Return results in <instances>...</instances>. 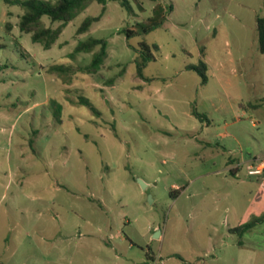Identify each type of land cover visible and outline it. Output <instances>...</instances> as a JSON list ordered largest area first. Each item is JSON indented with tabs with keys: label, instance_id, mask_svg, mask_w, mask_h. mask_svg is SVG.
I'll return each mask as SVG.
<instances>
[{
	"label": "rangeland",
	"instance_id": "rangeland-1",
	"mask_svg": "<svg viewBox=\"0 0 264 264\" xmlns=\"http://www.w3.org/2000/svg\"><path fill=\"white\" fill-rule=\"evenodd\" d=\"M22 12L0 0V262L264 264V0L93 1L49 49ZM90 37L97 73L48 71Z\"/></svg>",
	"mask_w": 264,
	"mask_h": 264
},
{
	"label": "trees",
	"instance_id": "trees-1",
	"mask_svg": "<svg viewBox=\"0 0 264 264\" xmlns=\"http://www.w3.org/2000/svg\"><path fill=\"white\" fill-rule=\"evenodd\" d=\"M93 1L103 4L105 10L107 0H6L8 4L17 5L23 10L18 22L21 32L31 33L33 42L40 43L45 49L51 48L59 39L66 24L72 21L80 12L85 10ZM101 16L102 14L86 17L79 26L77 34L87 32L91 25L98 21ZM44 18L50 19L52 23L60 22L61 25L57 28L49 26L45 23ZM153 28L154 26L150 29ZM257 28L259 33L260 50L264 53V16L258 17ZM147 30L149 29H145V31ZM123 32H126L128 38L137 33V31L132 29L123 30ZM107 45L108 43L105 38L90 37L85 41H80L69 56L74 58L81 52L92 53V59L87 65H81L74 69L69 65L52 64L48 66V71L51 73H57L60 76H65L69 78V80L73 78L71 74H74L75 72L89 74L97 73L107 58ZM131 46L140 52L137 60L139 72L142 75L144 66L148 61L155 58L153 50L158 49V46L150 45L146 42H142L139 48H136L133 45ZM202 63L204 67H207L205 62ZM115 79L116 78H111L108 82L113 84ZM80 102L90 105V102L85 97H83ZM52 103L53 105L59 106L56 100H52ZM258 221L259 220H255L252 223L238 226L234 230L241 234L249 228H252Z\"/></svg>",
	"mask_w": 264,
	"mask_h": 264
},
{
	"label": "built area",
	"instance_id": "built-area-1",
	"mask_svg": "<svg viewBox=\"0 0 264 264\" xmlns=\"http://www.w3.org/2000/svg\"><path fill=\"white\" fill-rule=\"evenodd\" d=\"M249 175H259L262 176L264 174V161L260 162L257 165H250L248 168Z\"/></svg>",
	"mask_w": 264,
	"mask_h": 264
},
{
	"label": "crops",
	"instance_id": "crops-1",
	"mask_svg": "<svg viewBox=\"0 0 264 264\" xmlns=\"http://www.w3.org/2000/svg\"><path fill=\"white\" fill-rule=\"evenodd\" d=\"M257 123H259V124H261V121H259V122H257ZM257 123H254V124H257ZM251 160H257L256 158H255V156L253 155V154H250V156L248 157V158H245V161H251ZM254 163V162H253ZM256 163V162H255ZM260 163V162H259ZM259 163H256V164H259ZM233 164H231L230 165V167H232L231 168V173L232 174H237L238 172H237V167L235 168V167H233L232 166ZM229 167V166H228ZM237 172V173H236ZM0 264H3L2 262H0Z\"/></svg>",
	"mask_w": 264,
	"mask_h": 264
},
{
	"label": "water",
	"instance_id": "water-1",
	"mask_svg": "<svg viewBox=\"0 0 264 264\" xmlns=\"http://www.w3.org/2000/svg\"><path fill=\"white\" fill-rule=\"evenodd\" d=\"M142 181V180H141ZM142 184L144 185V186H146V183L144 182V181H142Z\"/></svg>",
	"mask_w": 264,
	"mask_h": 264
}]
</instances>
